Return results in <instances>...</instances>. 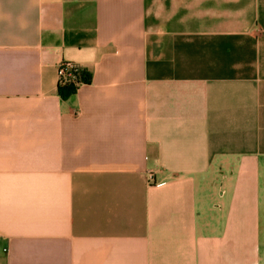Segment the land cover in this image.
Listing matches in <instances>:
<instances>
[{"label": "crops", "instance_id": "crops-1", "mask_svg": "<svg viewBox=\"0 0 264 264\" xmlns=\"http://www.w3.org/2000/svg\"><path fill=\"white\" fill-rule=\"evenodd\" d=\"M0 264H264V0H0Z\"/></svg>", "mask_w": 264, "mask_h": 264}, {"label": "trees", "instance_id": "trees-1", "mask_svg": "<svg viewBox=\"0 0 264 264\" xmlns=\"http://www.w3.org/2000/svg\"><path fill=\"white\" fill-rule=\"evenodd\" d=\"M89 75L84 71H78L77 77L73 81L65 83L64 85H58L57 94L63 100L68 99L71 95H73L81 84L89 83Z\"/></svg>", "mask_w": 264, "mask_h": 264}, {"label": "built area", "instance_id": "built-area-1", "mask_svg": "<svg viewBox=\"0 0 264 264\" xmlns=\"http://www.w3.org/2000/svg\"><path fill=\"white\" fill-rule=\"evenodd\" d=\"M78 68L72 63H62L57 68L58 85H64L73 81L77 77ZM149 180L152 179V173L147 174Z\"/></svg>", "mask_w": 264, "mask_h": 264}]
</instances>
